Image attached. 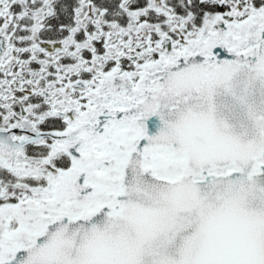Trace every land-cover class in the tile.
Wrapping results in <instances>:
<instances>
[{"label":"snow or ice","instance_id":"1","mask_svg":"<svg viewBox=\"0 0 264 264\" xmlns=\"http://www.w3.org/2000/svg\"><path fill=\"white\" fill-rule=\"evenodd\" d=\"M0 264H264V0H0Z\"/></svg>","mask_w":264,"mask_h":264}]
</instances>
